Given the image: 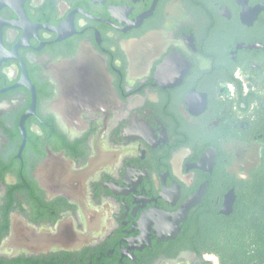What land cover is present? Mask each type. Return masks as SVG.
Segmentation results:
<instances>
[{
    "label": "flooded vegetation",
    "instance_id": "obj_1",
    "mask_svg": "<svg viewBox=\"0 0 264 264\" xmlns=\"http://www.w3.org/2000/svg\"><path fill=\"white\" fill-rule=\"evenodd\" d=\"M260 199L264 0H0V243L16 214L83 235L0 264H258Z\"/></svg>",
    "mask_w": 264,
    "mask_h": 264
},
{
    "label": "water",
    "instance_id": "obj_2",
    "mask_svg": "<svg viewBox=\"0 0 264 264\" xmlns=\"http://www.w3.org/2000/svg\"><path fill=\"white\" fill-rule=\"evenodd\" d=\"M78 62V61H77ZM77 62H68L57 67L59 75L73 70L83 64ZM65 66L66 68L64 69ZM79 71L71 73L77 77ZM81 85V88L77 85ZM60 105L59 112L64 114L63 97L71 89H78L82 94L85 89L82 88V81H69L64 83L60 81ZM109 90V89H108ZM106 87L101 89L104 95L108 92ZM39 181L41 186L49 194H67L73 198L80 196L85 178L84 170H75L69 162L64 160H53L49 158L39 166ZM230 203L225 204L228 208ZM228 213L227 210H225ZM83 235L76 230L74 224L69 220L59 221L54 227H36L27 220L16 214L12 216L10 231L0 243V254L13 257L21 253H40L51 250L74 248L82 244Z\"/></svg>",
    "mask_w": 264,
    "mask_h": 264
},
{
    "label": "trees",
    "instance_id": "obj_3",
    "mask_svg": "<svg viewBox=\"0 0 264 264\" xmlns=\"http://www.w3.org/2000/svg\"><path fill=\"white\" fill-rule=\"evenodd\" d=\"M255 209L257 211H260V212H263V214H261V216H258L259 218V223L261 226V231H262V245H263V248H264V199H260V200H257L253 205H252V209ZM263 210V211H262ZM2 236V234H0V237ZM256 259L258 260V264H264V252L256 257Z\"/></svg>",
    "mask_w": 264,
    "mask_h": 264
}]
</instances>
